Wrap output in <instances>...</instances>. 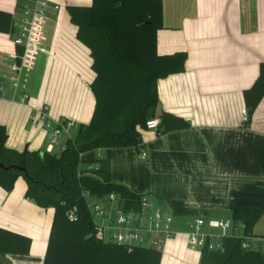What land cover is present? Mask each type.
I'll return each mask as SVG.
<instances>
[{
    "label": "crops",
    "instance_id": "crops-1",
    "mask_svg": "<svg viewBox=\"0 0 264 264\" xmlns=\"http://www.w3.org/2000/svg\"><path fill=\"white\" fill-rule=\"evenodd\" d=\"M48 1L46 36L37 48L28 86L31 98L23 103L12 101L10 94L0 95V123L7 127V145L17 150L46 149L57 120L88 123L95 107L90 50L71 41L67 17L60 7L54 9L58 1L84 6L93 0ZM161 1L158 51L161 55L183 51L187 58L184 71L158 80L159 101L151 118L161 119L169 112L181 116L189 127L163 131L160 124L158 129H142L141 148L87 151L78 173L123 184L173 216V234L160 264H200L203 249L189 241L194 219L231 220L237 202L264 203V97L248 125L243 98L264 62V0ZM20 6L21 0H0V10L13 19L12 30L0 32L4 83L10 73L9 53L17 49L13 39L22 20ZM43 104L49 107V119L33 121ZM65 144L61 139L55 152ZM26 191L21 177L12 191L0 187V226L32 239L29 254L4 255L8 264H42L48 243L53 209L37 205ZM258 224L254 231L264 236Z\"/></svg>",
    "mask_w": 264,
    "mask_h": 264
},
{
    "label": "trees",
    "instance_id": "trees-1",
    "mask_svg": "<svg viewBox=\"0 0 264 264\" xmlns=\"http://www.w3.org/2000/svg\"><path fill=\"white\" fill-rule=\"evenodd\" d=\"M68 13L77 26L78 40L89 48L92 57V118L78 125L58 153L9 147L7 127L0 123V162L25 168L0 167V187L12 191L17 179L24 176L26 196L43 208L53 209L42 264H160L162 253L156 250H129L89 236L94 229L85 192L98 198L115 193L127 207H138L142 195L123 184L79 175L78 169L87 151L143 146L142 129L146 128L148 111L159 101L157 82L184 71L187 55L183 51L161 55L158 51L157 32L163 27L161 0H93L91 5L68 6ZM12 28V15L0 10V32ZM263 97L264 62L254 83L243 92L246 125ZM160 124L163 131L189 127L185 119L169 112L162 114ZM71 209L76 210V219L69 218ZM263 216V202H237L231 220L233 230L243 226V237L225 238L220 251L203 249L200 264H264V250L242 248L244 238L263 236L254 231ZM31 246L30 236L0 226L1 255H27Z\"/></svg>",
    "mask_w": 264,
    "mask_h": 264
},
{
    "label": "built area",
    "instance_id": "built-area-1",
    "mask_svg": "<svg viewBox=\"0 0 264 264\" xmlns=\"http://www.w3.org/2000/svg\"><path fill=\"white\" fill-rule=\"evenodd\" d=\"M22 20L19 30L13 39L17 49L10 52L11 63L8 83L0 82V95L10 94L12 101L26 103L31 98L29 83L31 69L34 63L37 48L42 44L45 36V23L48 18L50 2L48 0H21ZM59 6L55 5L54 9ZM21 49V51H19ZM32 116L33 121L49 119V107L43 104ZM246 119V110L244 111ZM147 129H158L160 119L150 118L146 121ZM79 123L74 119L61 118L52 128L51 138L46 148L54 153L55 145L60 136L72 137ZM146 153L141 152L145 158ZM92 214L94 231L89 236L104 243H113L125 246L129 250L136 247L150 248L162 253L168 239L173 234V216L163 212L146 196L142 195L140 205L129 207L124 200L115 193H110L106 198H98L90 192L84 193ZM70 219H76L75 209L68 211ZM208 226L211 229H204ZM237 229L233 230L232 220L196 218L190 224L189 241L192 246L220 251L223 249L227 237H243ZM259 243V244H258ZM244 249L264 250L263 237H246L242 241Z\"/></svg>",
    "mask_w": 264,
    "mask_h": 264
},
{
    "label": "rangeland",
    "instance_id": "rangeland-1",
    "mask_svg": "<svg viewBox=\"0 0 264 264\" xmlns=\"http://www.w3.org/2000/svg\"><path fill=\"white\" fill-rule=\"evenodd\" d=\"M56 3L59 4L60 12L62 13V15H65V16L67 17V19H66V24L69 25L70 28H71V30L73 31V36H72V40H71V41H73V42L76 41V43H78L79 45H81L80 42H79V40H78V38H77V35H76V31H77L76 25L71 21L70 16H69V13H68V6H67V5L64 6V4H63L62 2H60V1H58V2H56ZM69 6H70V5H69ZM70 34H71V33H70ZM82 57H83V54H82ZM61 139L64 140V141L67 140V138H66L65 136H60V138H59V142H58V144H57V146H58V147H57V151H58V149H60L59 144H60V142H61ZM20 177H21V179H22L23 181H26V179L24 178V176H20ZM258 225H259V226H258V227H259V230H260L261 232H263V231H264V216H263V218L260 220V223H259ZM258 244H259V243H258ZM3 257H5V256H3V255L0 254V264H8V263H6V261L4 260Z\"/></svg>",
    "mask_w": 264,
    "mask_h": 264
},
{
    "label": "water",
    "instance_id": "water-1",
    "mask_svg": "<svg viewBox=\"0 0 264 264\" xmlns=\"http://www.w3.org/2000/svg\"><path fill=\"white\" fill-rule=\"evenodd\" d=\"M153 113H154V107H151L150 109H149V111H148V115H147V117H148V119H150L152 116H153ZM0 167L2 168V169H5V170H8V169H10V168H16V169H19V170H21V171H25V168H23V167H19V166H15V165H13V166H5L3 163H1L0 162Z\"/></svg>",
    "mask_w": 264,
    "mask_h": 264
}]
</instances>
